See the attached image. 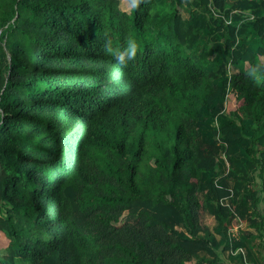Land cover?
I'll return each instance as SVG.
<instances>
[{"label": "trees", "instance_id": "1", "mask_svg": "<svg viewBox=\"0 0 264 264\" xmlns=\"http://www.w3.org/2000/svg\"><path fill=\"white\" fill-rule=\"evenodd\" d=\"M183 4L0 0V264H232L254 234L221 248L204 214L264 227V0ZM105 33L135 35L127 67Z\"/></svg>", "mask_w": 264, "mask_h": 264}, {"label": "crops", "instance_id": "2", "mask_svg": "<svg viewBox=\"0 0 264 264\" xmlns=\"http://www.w3.org/2000/svg\"><path fill=\"white\" fill-rule=\"evenodd\" d=\"M225 168L219 170L218 174H224L228 169V161L224 159ZM234 178L228 179L230 187L234 184ZM232 201L231 196L223 198L224 203H230ZM202 221L206 223L213 234L218 238L221 243V248L225 244H231L233 237H239L245 229L250 230L255 237L248 238L246 246H240L236 249L227 247L221 250L222 256L225 260L232 264H264V227L259 229L255 226H251L248 222H243L240 225L229 227L228 236L224 237L219 233V220L211 212L207 211L202 217ZM206 252L201 253V255ZM207 255V254H206ZM198 259V256L194 257Z\"/></svg>", "mask_w": 264, "mask_h": 264}, {"label": "clouds", "instance_id": "3", "mask_svg": "<svg viewBox=\"0 0 264 264\" xmlns=\"http://www.w3.org/2000/svg\"><path fill=\"white\" fill-rule=\"evenodd\" d=\"M151 0H132L134 10H138L139 6L143 4H149ZM158 11L157 8H149V14H155ZM99 35V33H98ZM105 55L120 67H127L130 61H134L139 51V42L137 41L133 33H129L125 38L124 45H115L112 38L108 33H105V40L102 45ZM245 75L254 81L259 82L262 76H264V63H257L246 69Z\"/></svg>", "mask_w": 264, "mask_h": 264}, {"label": "rangeland", "instance_id": "4", "mask_svg": "<svg viewBox=\"0 0 264 264\" xmlns=\"http://www.w3.org/2000/svg\"><path fill=\"white\" fill-rule=\"evenodd\" d=\"M124 3L127 6L131 5V0H123ZM184 8L185 10H189L192 8V0H184ZM206 10V9H204ZM240 25H246L245 31L240 35L242 40L247 41L248 43L252 44L255 46L258 44V41L256 39V35L254 34V30L252 28V19L250 17H245L242 21L238 22ZM223 33H225V30H221L217 32L214 36L219 38ZM209 35L207 34V30L202 31V37L201 40L202 42L208 41L209 40ZM214 56V66L217 67L220 63L225 62L230 59L228 54L221 53V54H213ZM205 109V114L204 116L201 117L199 123L201 124V127L203 128L204 131H210V129L218 126V124L221 122L222 119L225 118V113L224 111L219 113L217 116H211L209 112H207V108L204 107ZM245 143V142H243ZM224 160L221 161V169L225 168V163L223 162ZM220 169V170H221Z\"/></svg>", "mask_w": 264, "mask_h": 264}]
</instances>
